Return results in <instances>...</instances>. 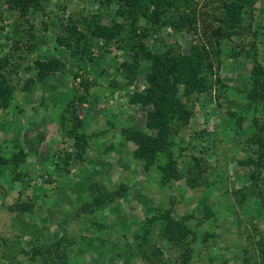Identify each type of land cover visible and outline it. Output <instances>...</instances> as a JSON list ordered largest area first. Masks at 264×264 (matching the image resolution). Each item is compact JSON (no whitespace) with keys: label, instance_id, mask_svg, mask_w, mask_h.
<instances>
[{"label":"rangeland","instance_id":"rangeland-1","mask_svg":"<svg viewBox=\"0 0 264 264\" xmlns=\"http://www.w3.org/2000/svg\"><path fill=\"white\" fill-rule=\"evenodd\" d=\"M35 1L28 20L0 0V72L10 92L7 106L0 98V264H241L251 254L264 264V172L255 174L251 123L253 114L264 129V98L254 106L248 92L264 90V0H229L238 4L230 13L208 7L220 34H209L218 42L206 50L211 67L197 72L205 90L188 97L179 84L190 115L158 129L142 96L154 67L147 58L167 50L188 64L204 40L198 22L163 26L136 54L126 40L101 37L94 50L83 18L98 12L100 35L115 37L119 4ZM209 1L221 2H196ZM77 69L89 79L84 144L60 163L76 151L64 128ZM193 158L206 170L198 174Z\"/></svg>","mask_w":264,"mask_h":264},{"label":"trees","instance_id":"trees-1","mask_svg":"<svg viewBox=\"0 0 264 264\" xmlns=\"http://www.w3.org/2000/svg\"><path fill=\"white\" fill-rule=\"evenodd\" d=\"M4 1L9 5V7H12L15 10L16 14L20 18H31L32 14L37 9L35 0ZM97 1L99 6H102V4H107L108 2H115L119 4L122 9V15L124 18L118 23H113V26H115V37H112L111 34L109 37L100 35L103 33L104 29L99 25L100 14L98 12L89 15L88 17H86L87 19L83 18L84 22L86 23L83 26L86 27L90 35L94 33L95 37L94 38L93 36L88 35V37L84 36V39L88 43L87 46L94 47V50L98 49L97 38L101 37L103 38V41L107 43H110L111 41L119 43L126 40L127 47L133 50L134 54H136L139 49L140 42L148 35L157 33L163 26L169 25L173 27H179L184 23H188L190 27H193V25L195 23L197 25L198 22L204 40L203 42H197L195 44V47L189 54V61L187 62L188 64H182L180 61L176 60L175 57L169 55V52L167 50L160 53L149 54V58L147 59H149L150 63L154 67L153 71L147 76V85L145 90H143L142 92V96H145V99L147 100L146 102L151 105V110L147 115L151 127L153 126L157 129L161 128L165 123L168 124L167 121L174 117L175 114L179 120H186V118H188V115H190V110H187L179 101L176 95L177 87L179 84H183V86L185 87L183 94L187 95L188 97H190V95L194 92L200 93L202 90H205L204 78L199 76L197 72H200L201 74L206 70L208 71L211 67L210 56L206 50L208 49V47L211 48L212 44L216 45L218 43L214 42L216 40L212 41L211 35H214L217 39V36L220 34L219 27L215 25L218 18L215 15L214 11L209 12L208 7L211 9L221 8L224 12L230 13L231 11L237 9L238 4H234L229 0H221L219 6L216 5L215 7L210 1L207 4L201 3V6H197V0ZM71 28L73 29L74 26L72 25ZM74 30H76V28H74ZM75 33H77L78 35H83L85 31H83V28H79ZM97 33L99 34L97 35ZM28 36L30 35L26 34V37ZM29 45L32 48L34 44L31 43ZM202 61H205V63L203 64L204 66L201 64ZM188 71H190L192 75H189ZM3 77L4 76L0 72V98L3 102L2 107H5L8 105L10 92L8 94L6 88L7 84L4 83L5 78ZM253 77H255L254 74ZM73 78L75 81H77L73 82L74 85L72 86L74 91V94H72L73 100H70L66 105L70 115V120L67 121L69 122V125L64 128V134L72 138V148L76 151H73V153H65L62 159L60 156H58L61 159L60 163H66L67 159H69V156L77 153V150H79L81 148V145L84 144V131L82 128L80 118L81 116L79 114L81 113L80 107L84 104L85 94L88 92L89 79L87 76L83 75V71L80 69H77L73 73ZM250 91H253L251 98L253 99V105L256 106L257 104H259V99L264 98V90H261V92L260 90H249L248 92ZM75 92H80V94L76 95ZM130 99L136 101L137 95H131ZM189 101H191V99ZM252 112L255 111L252 110ZM227 113L229 116H231L235 112L229 110L227 111ZM251 123L254 130L253 136L257 144V148L252 151L253 155H255L256 157L254 164L258 168L255 171V174L257 172L256 175H258V177H261L260 174L264 172V129L258 126L253 114L251 117ZM58 159L56 161H58ZM193 160L195 161V168L198 174L206 170V167L203 166V164H199V158L198 160H195L193 158ZM167 173L168 171H164L165 175ZM255 174H251V178L255 177ZM187 182L194 187V177H188ZM257 188H260V186L257 185ZM162 217L166 218L167 215L165 214ZM181 225V233L185 236L187 231L186 225L182 224V222ZM177 227L178 226H175V228ZM259 243L260 242H257L258 246ZM261 245L264 246V243H262ZM259 248L261 254L258 255V257L260 260H264L263 248H261V246H259ZM250 251L252 252L253 250ZM257 262L256 257L252 258L251 254L250 256H243L241 264H257Z\"/></svg>","mask_w":264,"mask_h":264}]
</instances>
